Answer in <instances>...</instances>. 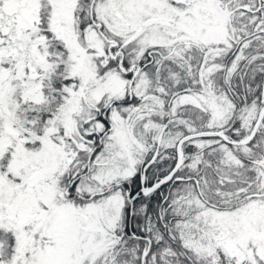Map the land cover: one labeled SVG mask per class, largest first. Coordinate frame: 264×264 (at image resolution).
I'll use <instances>...</instances> for the list:
<instances>
[{
	"label": "snow or ice",
	"instance_id": "6c2138e0",
	"mask_svg": "<svg viewBox=\"0 0 264 264\" xmlns=\"http://www.w3.org/2000/svg\"><path fill=\"white\" fill-rule=\"evenodd\" d=\"M0 264H264V0H0Z\"/></svg>",
	"mask_w": 264,
	"mask_h": 264
}]
</instances>
